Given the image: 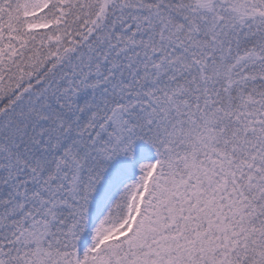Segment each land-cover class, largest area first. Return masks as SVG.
<instances>
[{
  "label": "snow or ice",
  "instance_id": "1",
  "mask_svg": "<svg viewBox=\"0 0 264 264\" xmlns=\"http://www.w3.org/2000/svg\"><path fill=\"white\" fill-rule=\"evenodd\" d=\"M0 264H264V0H0Z\"/></svg>",
  "mask_w": 264,
  "mask_h": 264
}]
</instances>
